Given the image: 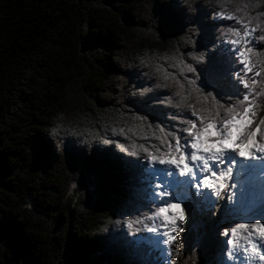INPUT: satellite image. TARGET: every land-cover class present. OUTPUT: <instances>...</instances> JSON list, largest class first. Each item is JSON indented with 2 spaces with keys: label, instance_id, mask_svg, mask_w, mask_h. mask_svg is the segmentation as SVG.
<instances>
[{
  "label": "trees",
  "instance_id": "trees-1",
  "mask_svg": "<svg viewBox=\"0 0 264 264\" xmlns=\"http://www.w3.org/2000/svg\"><path fill=\"white\" fill-rule=\"evenodd\" d=\"M170 7L171 27L165 30L162 16ZM194 7L193 15L180 0H0V264H164L151 243L133 239L145 235L143 227L129 235L114 223L126 218L118 215L126 210L120 178L107 194L94 193L85 175L73 170L72 149L64 151V145L68 138L78 139L86 154L92 150L94 158L106 160L110 149L103 147L123 143L131 151L143 144L163 151L176 145L168 133L179 140L186 135L180 120L193 118L191 112L160 103L175 86L155 88L157 75L149 73L161 65V76L166 71L183 81L163 57L179 49L192 63L187 53L193 49L183 43L189 26L199 28V51L202 25L215 22L211 38L217 44L203 48L208 54L225 39L222 31L241 28L235 17L242 16L231 0H223V7L198 0ZM219 11L234 18L214 15ZM255 11H264V5ZM256 44L257 52L264 51V42ZM194 66L200 75V65ZM235 71L244 74L241 66ZM142 88L151 89L146 96L157 93L159 101L133 94ZM217 98L228 100L224 93ZM145 103L158 104L161 112L153 116ZM190 103L197 106L195 94ZM256 110V118L264 117V100ZM139 117H147V125ZM97 135L112 144L103 145ZM143 157L141 152L138 158ZM144 202L147 208L131 211L132 216L155 209ZM213 213L201 218L215 220ZM197 241L200 264L212 258L213 235L192 228L175 257L178 264Z\"/></svg>",
  "mask_w": 264,
  "mask_h": 264
},
{
  "label": "snow or ice",
  "instance_id": "snow-or-ice-1",
  "mask_svg": "<svg viewBox=\"0 0 264 264\" xmlns=\"http://www.w3.org/2000/svg\"><path fill=\"white\" fill-rule=\"evenodd\" d=\"M171 2L174 4L175 0H171ZM231 2L235 7V11L242 13V16L235 17L237 23L241 24V28L228 27L225 30V36L228 39L220 41L218 46H215L214 51L208 52L207 62L199 67V79H189L185 75V73H191V71L188 70L189 63L186 62L179 49H173L172 54L163 57V60L169 66L179 69V75L184 77L183 81L178 79L176 74L166 71L161 76V65L156 66L157 71L155 73H149L150 75H157L155 88L175 86V91L168 98L173 100L172 97H178L175 103L183 106L182 111L191 112L193 118L180 120L181 124L185 125L181 131L186 134L188 142L182 146L177 133L172 132L174 136L169 135V133L167 135L176 141V145L173 147L170 143L163 151L156 145H153V150L150 151L143 144L138 146V152L135 144L132 146V150L129 151L125 144L116 143L111 147H103L110 149V156L108 159L102 160L99 156L94 158L92 150L90 154H86L85 149L78 146V139H66L64 151L68 148L72 149L73 170H79L81 174L85 175L87 185L94 193L101 196L107 194L117 178H120L121 186L126 190L124 203L126 210L121 211L118 215L126 218L123 220L117 219L114 223L121 225L122 229L127 228L129 235H131L132 230L141 231V227L149 233H156L158 229L154 231L153 227H145V225H150V223L154 225L157 221H161L160 227H163L165 236L171 240L173 236L170 234L169 225H174L180 220L185 223V211L181 208V205L179 203H167L163 200L160 201L162 207L146 211L141 215H131V211H138L140 207L147 208L148 205L144 202L145 199L155 202L156 197H178L185 200L189 209L188 223L190 230L192 228H206L210 235H214L218 234L221 228H227L229 224L234 223L225 216L218 217L215 220L201 218L204 212L203 200L209 197L210 193L200 192L193 196L190 191L193 186L188 179V174L193 171V168L185 162L186 153L189 149L191 160L202 164L203 167H208L210 162L213 161H219L221 164L228 161L236 166L238 174L243 172L247 176L257 167L253 161L259 159L260 170L264 171V117L259 118L258 124L254 123L257 116V106L261 100H264V67L261 68L259 73L255 71L257 60L259 57H264V51L257 52L252 43L253 40L264 42V35H255L257 30L264 33V26H262L264 25V19H262L264 18V11H255L264 3L256 5L250 3V0H231ZM220 6L223 7V3ZM173 11L174 9L170 7L167 9V14L162 16L165 30L171 27L169 19ZM178 11L183 12L182 9ZM253 12H255L254 15ZM204 15H207V13H204ZM220 17L234 18L231 13L225 14L224 12ZM214 26L215 22L211 25H202L203 40L198 43L199 47L207 49L209 44H217L211 38V28ZM260 62L264 64V60ZM145 63V60H141V64ZM148 66L151 67V64L149 63ZM236 66H242L244 74L236 72ZM258 84L260 85L259 88L257 87ZM208 89L212 90L211 94L215 101L219 102L224 108V111L219 113L221 117H224L222 123L228 125L231 119L235 118L239 124L238 128H222L221 123H218L215 118L204 114L208 110L202 108L201 105L207 101ZM221 93L228 96V100L221 102L217 98ZM193 94H195L197 105L195 107L190 103ZM143 100L145 102L159 101V95L150 93ZM144 107L153 116L161 112L158 104L145 103ZM174 108L180 110L177 107ZM137 111H142V109L138 108ZM112 132L115 134L117 130L113 128ZM228 132H231L230 141L228 140ZM119 134L123 135V129L120 130ZM96 139L100 140L103 145L112 144V141L101 138L99 135L96 136ZM161 143H163V140H161ZM222 143L224 144L223 147H221ZM93 148L99 149L101 147L95 145ZM141 152L144 154L143 160L138 158ZM254 152L259 153L260 156H254ZM208 157H212V159H208ZM150 163L151 167H149ZM157 165L166 167H156ZM216 166L215 163L211 164V173L215 179L210 180L205 176L203 181L207 184L208 189H216L218 192L223 193V190L228 187L226 181L233 169L229 167L216 173L213 171ZM156 175H159L161 184H164L165 187L151 195L152 177ZM238 182L243 183L244 178L240 177ZM72 187L75 188L76 185L73 184ZM156 187L160 188L161 185L158 184ZM169 188L174 189V191L169 192L167 190ZM250 194L251 190L245 184L240 192L241 203L247 200ZM228 200L230 202L229 206L235 209V205H231L232 196H229ZM211 203H215V201ZM169 210H172L170 214L165 215ZM145 214H147V219H145ZM221 219H225L227 222L221 224ZM234 225L235 227L232 229L234 234H238L239 230L248 228L249 225L254 230L264 232V225H261L259 221L251 224L234 223Z\"/></svg>",
  "mask_w": 264,
  "mask_h": 264
},
{
  "label": "clouds",
  "instance_id": "clouds-1",
  "mask_svg": "<svg viewBox=\"0 0 264 264\" xmlns=\"http://www.w3.org/2000/svg\"><path fill=\"white\" fill-rule=\"evenodd\" d=\"M182 4L188 5V11L193 15L196 13V8L194 5L198 2V0H180ZM202 3L211 6L220 5L223 3V0H201ZM250 3L258 5L259 3H264V0H250ZM223 11H219L214 13L216 16H220ZM190 35H187L183 38V43L190 46L193 50L187 53V56L190 58L192 63H189L188 70L192 73V79H199V75L197 74L196 67L194 65H202L206 63L207 53L201 48L199 51L196 49L197 38L199 37V28L196 25H190L188 29ZM220 35L225 36V31H222ZM151 91V89L142 88L137 89L135 94H138L139 99H143L147 92ZM202 93V89L200 90ZM160 103H166L172 107H177L180 110H183V106L177 105L173 100L166 97ZM202 108L207 109L208 111L204 113L207 116L215 118L218 123H221L222 128L232 129L238 128L239 124L237 123L235 118L231 119V122L228 125H224L222 120L224 117L219 115L220 112L224 111L223 106L219 104V102L215 101L214 97L211 94V91L207 94L206 103L201 105ZM172 119H179L178 117L173 116ZM241 119H243L241 117ZM140 120L147 125V117H140ZM157 127H159L157 125ZM169 135H173L174 133H169ZM231 139V132H228V140ZM224 144H221L223 147ZM139 150H137L138 152ZM208 159H212V157H208ZM151 163L149 167H151ZM201 173L208 172L211 173L210 165L208 167H202L199 169ZM189 180L192 183L193 187L197 186V173L196 171H191L189 174ZM200 186L207 187V184L204 183L203 180L199 181ZM199 194V189L197 191ZM211 197L216 198V200L223 199V193L218 192L216 189H212L209 196V202L211 203ZM212 207H215V203H211ZM215 215V213H213ZM145 219H147V214H145ZM258 223V221H256ZM184 221L180 220L178 223L174 225H169L171 229L170 234L173 236L171 240L165 236L164 232H162L163 240L161 241L162 245L165 247L166 255L173 257L171 261L165 260L164 264H178L177 259L175 257H179L181 255V249L183 247L180 234L184 232L183 227ZM150 225H145V227H149ZM153 230H157L160 228V224L155 223L151 225ZM235 225L227 228H221L218 233V238H225L226 247H221L214 256V264H264V232L257 231L251 228L249 225L248 228H244L239 230L238 234H234L232 229ZM230 241V242H229ZM199 242H194L192 246V250L190 253L182 260L179 261V264H200V257L198 254ZM238 256L240 257L238 260ZM209 264H213V262H209Z\"/></svg>",
  "mask_w": 264,
  "mask_h": 264
},
{
  "label": "rangeland",
  "instance_id": "rangeland-1",
  "mask_svg": "<svg viewBox=\"0 0 264 264\" xmlns=\"http://www.w3.org/2000/svg\"><path fill=\"white\" fill-rule=\"evenodd\" d=\"M238 29H239V27H238ZM225 39H228V37L225 36ZM252 43L254 44L255 49L258 48L255 40H253ZM241 69H242V66H241ZM242 71H243V69H242ZM254 123L258 124L259 123V118H255L254 119ZM179 142H180V144L182 146L186 142H188L186 135L182 136L180 138ZM173 147H175V146H173ZM253 155H255V153H253ZM190 157H191V155H190V149H189L188 152L186 153L185 162H187L189 164V166L191 167L192 160H190ZM156 167H166V166L157 165ZM229 167H231V168L233 167L234 171H233V174L232 173L230 174L231 176H229L227 181H226L228 187L225 190H223V199L222 200H216V198L211 197L210 198L211 201H215V205H216L215 207H212V204L209 202V197H206L203 200L204 212H203V216L202 217H204L205 213L208 214L209 212L213 211V212L217 213L218 217L225 216V217H227L228 220H231L234 223L251 224V223H255L256 221H259L261 223V225H263L262 223L264 221V210H262L260 207H256L258 205V203H257L258 198H256L254 201H252L251 199H247L243 203H241V201H240V192H241L242 188L245 186V184H247V183L244 181L241 186L235 185V187H232L231 182L233 183L234 181H238V179L240 178V177H235V175H234V173L237 172L236 166L230 164L228 161H225L223 163V165L220 168H218L219 171H217V172L219 173L220 171L226 170ZM216 169H217V167L213 168V171L216 172ZM259 170H260V168L254 169L248 175V177L253 178V174L255 173V171H257L258 172V177H256L254 175V178H253L254 181H256L255 178H259V174L262 176L261 171H259ZM202 178H203V176H200L199 179L202 180ZM207 178H208V176H207ZM211 180H214V178H211ZM158 184L161 185L160 188L156 187V185H158ZM251 184L252 183H250V185ZM247 186H248V184H247ZM146 187H147V185H146ZM164 187H165V185L161 184L159 175L153 176L152 177V182H151V193L150 194L154 195L156 192L161 191ZM167 190L169 192H173L174 191V189H171V188H169ZM190 191H191L192 195L195 196L197 194L198 188H196V187L194 188L193 187V188L190 189ZM210 192H211V189L204 190V192L202 191V193H210ZM258 192L259 191H254L253 195L255 194L254 196H258V194H257ZM229 196H232L231 205H235V209H232L229 206L230 205V202L228 200ZM260 196L261 195H259L258 197H260ZM261 198H262V196H261ZM161 200H163V201H165L167 203H179L181 205V208L184 209V211H185L186 219H185V223L183 224V227H184L185 230H184V232H182L180 234V240H181V243L183 245V239H184L185 235L187 233H189V230H190L189 223H188V220H189V209H188V206L186 205L185 200L181 199L180 201H178L176 198H172V197H156V201L155 202H151V204L154 205L155 208L162 207L163 205L160 203ZM147 201H149V200L147 199ZM255 201H256V203H255ZM171 211L172 210H169L168 212L165 213V215L170 214ZM224 221H225V219H221V221H220L221 224H224V223L227 222V220H226V222H224ZM156 223L161 225L162 222L161 221H157ZM234 223L229 224V227L233 226ZM150 226H151V223H150ZM161 229L163 231V228L160 227L158 229V232ZM145 231H146L145 232V235H146L145 237L144 236H139V237H137V239H135V238H133V239L136 240V241H139V240L144 241L146 244L147 243H151L152 246L155 248V250H157L158 257L162 258L163 260H167V261L170 260L171 257L166 255L165 247L161 243V241L163 239H161L160 243H158V242L153 243L151 241V236H152L153 233H149L147 230H145ZM213 237L215 239V244H216L215 246L216 247L214 249L212 258L209 261H207L205 264H209V262H213V264H214V259L213 258L215 256L216 252L221 247H226L225 238H218V234H214ZM147 245H149V244H147ZM238 260H239V258H238Z\"/></svg>",
  "mask_w": 264,
  "mask_h": 264
},
{
  "label": "bare ground",
  "instance_id": "bare-ground-1",
  "mask_svg": "<svg viewBox=\"0 0 264 264\" xmlns=\"http://www.w3.org/2000/svg\"><path fill=\"white\" fill-rule=\"evenodd\" d=\"M255 153V152H254ZM254 156H260V154L259 153H255V155ZM239 159V158H238ZM190 160H191V157H190ZM189 160V161H190ZM188 161V160H187ZM254 163H258V164H260V160L259 159H255L254 161H253ZM212 163H215L217 166V168H220L222 165H223V163L221 164L219 161H213V162H210V166H211V164ZM199 167H203L202 166V164H200V163H198V162H194V161H192L191 162V168H193V170L194 171H196V173H197V178H198V180L200 181V176H204V175H208V172H204V173H201L200 171H199ZM232 169H233V167H232ZM233 171H234V169H233ZM232 174H233V172H232ZM177 175H178V173H177ZM234 175H235V177H242V178H244V181L248 184V187L250 188V190H251V194L249 195V197L247 198V199H251L252 201H254L256 198H258V200H257V203H258V205L256 206V207H260L261 209H264V187L262 186V183H261V181H260V174H259V178H258V180L257 181H254V179L253 178H250V177H248V175L247 176H245V174L243 173V172H241V173H237V172H235L234 173ZM254 175L256 176V177H258V172L257 171H255V173H254ZM231 176V175H230ZM234 177V178H235ZM211 178H214L215 179V177L212 175L211 176ZM228 179V178H227ZM202 180H203V178H202ZM250 183H252L251 185H250ZM231 184H232V187H233V185H237V186H241L242 185V183H240V182H238V181H234L233 183L231 182ZM244 185V184H243ZM243 187V186H242ZM201 188V190L204 188V190H207L208 188L207 187H200ZM254 191H259L257 194H258V196L259 195H261L262 196V198H261V196L260 197H258V196H254L253 195V193H254ZM177 200H179L178 198H177ZM255 203H256V201H255ZM258 216V215H257ZM224 222H226V220L224 221ZM263 225H264V221H263V223H262ZM163 228V227H162ZM162 232V229L161 230H159V232L157 231L156 233H161ZM238 258H240L239 256H238Z\"/></svg>",
  "mask_w": 264,
  "mask_h": 264
}]
</instances>
